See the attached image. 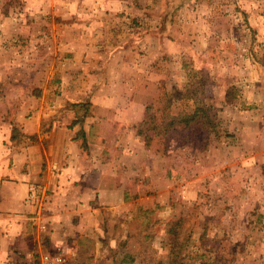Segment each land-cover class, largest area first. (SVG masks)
I'll return each instance as SVG.
<instances>
[{
  "label": "rangeland",
  "instance_id": "1",
  "mask_svg": "<svg viewBox=\"0 0 264 264\" xmlns=\"http://www.w3.org/2000/svg\"><path fill=\"white\" fill-rule=\"evenodd\" d=\"M134 1L152 29L135 88L145 103L88 130L96 111L77 105L87 199L51 244L50 226H32L43 249L32 252L64 249L65 264H264V0ZM16 256L6 264H32Z\"/></svg>",
  "mask_w": 264,
  "mask_h": 264
},
{
  "label": "crops",
  "instance_id": "2",
  "mask_svg": "<svg viewBox=\"0 0 264 264\" xmlns=\"http://www.w3.org/2000/svg\"><path fill=\"white\" fill-rule=\"evenodd\" d=\"M139 11L134 0H0V264L17 254L31 262L33 245L42 249L29 238L35 214L51 227V244L63 218L83 212L77 105L96 111L88 130L145 103L135 88L151 69L153 43ZM32 185L51 192L43 206L27 202Z\"/></svg>",
  "mask_w": 264,
  "mask_h": 264
},
{
  "label": "built area",
  "instance_id": "3",
  "mask_svg": "<svg viewBox=\"0 0 264 264\" xmlns=\"http://www.w3.org/2000/svg\"><path fill=\"white\" fill-rule=\"evenodd\" d=\"M45 194L37 186H30L28 188L27 202L35 206L38 204L39 207L43 206L45 202ZM40 214H35L34 224L38 232L42 233L47 231V226L40 219ZM32 264H65L66 262V252L64 249L56 248L52 252H32L28 255Z\"/></svg>",
  "mask_w": 264,
  "mask_h": 264
},
{
  "label": "trees",
  "instance_id": "4",
  "mask_svg": "<svg viewBox=\"0 0 264 264\" xmlns=\"http://www.w3.org/2000/svg\"><path fill=\"white\" fill-rule=\"evenodd\" d=\"M195 117H196V113H194L193 115H187L186 117H184L185 123L188 124L189 122H193ZM14 131H15L14 133L17 132L15 128Z\"/></svg>",
  "mask_w": 264,
  "mask_h": 264
}]
</instances>
